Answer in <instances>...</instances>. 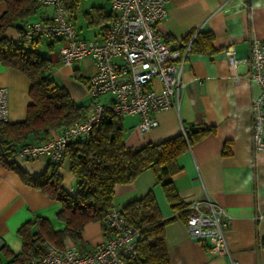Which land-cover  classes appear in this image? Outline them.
<instances>
[{
  "label": "crops",
  "instance_id": "crops-1",
  "mask_svg": "<svg viewBox=\"0 0 264 264\" xmlns=\"http://www.w3.org/2000/svg\"><path fill=\"white\" fill-rule=\"evenodd\" d=\"M97 6L110 11V0L108 6ZM166 8L167 14L157 28L167 42L182 44L187 36L194 38L198 31L210 30L214 49L187 52L180 73L178 107L156 112V126L140 133L136 128L139 115L121 116L123 140L126 145L139 146L180 134L189 125H213L214 132L192 142L177 156L176 165L180 170L172 175L173 184L183 202L209 197L224 208L229 216L225 236L232 258L239 264H264V247L257 244L264 236V150L254 151L250 137V101L259 88L247 80L249 44L254 38L264 39V0H168ZM4 9L5 3L0 1V14ZM51 12L47 7L41 8L32 21L46 20ZM85 12L86 26L93 29V38L87 39L100 38L109 22H105V28L90 24ZM73 14L75 19V11ZM4 34L14 42L18 38L13 28L6 29ZM79 35L86 38L80 32ZM50 42L48 54L53 63V79L77 104L86 106L89 77L95 71L93 59L84 57L72 65H64L57 54L59 40L43 37L40 48L46 49ZM190 42L185 43L189 48ZM228 46L233 47L239 59L233 70L224 54ZM30 85L20 71L0 63V86L8 94L7 122L25 119L31 101ZM154 85L159 88L156 79ZM111 98L105 94L101 100ZM7 162L12 166L0 163V264L7 261L9 251L21 250L17 229L24 222L42 216L50 221L53 229L64 227V222L56 217L60 202L24 181L14 168L35 177L48 167V158L38 155L24 159L12 154ZM57 172L63 188L75 194L78 179L69 170L67 158H63ZM148 191H152L162 218H171L164 227L168 264H229L227 254L211 253L205 243L189 235L185 220L171 210L151 169L142 171L131 183L115 185L113 206L120 209ZM107 234L99 222H89L81 231L80 241L67 238L65 245L90 250Z\"/></svg>",
  "mask_w": 264,
  "mask_h": 264
},
{
  "label": "trees",
  "instance_id": "trees-1",
  "mask_svg": "<svg viewBox=\"0 0 264 264\" xmlns=\"http://www.w3.org/2000/svg\"><path fill=\"white\" fill-rule=\"evenodd\" d=\"M0 1L5 3V9L0 14V63L20 71L31 83L28 92L31 101L27 105L25 119L0 122V163L12 166L7 158L16 154L19 147L43 141L49 137L50 130L79 120L85 106L77 104L67 90L53 79V63L48 54L52 42L42 50V36H33L30 41L25 38L26 24L37 18L40 7L37 0ZM78 2L63 0L64 6L73 13ZM85 17L90 24L105 28V22H110L113 14L104 6H92L85 12ZM8 28L16 31L18 38L15 42L4 34ZM212 37L210 30L198 31L194 38L187 36L181 46L184 47L190 40V51H212ZM214 129L213 125L197 123L163 141L129 146L123 140L121 117L106 113L86 137L70 140L66 145L65 158L69 161V170L78 179L79 188L75 194L63 188L57 172L58 164L49 162L48 167L35 177L15 166L24 181L60 202L61 209L56 217L64 222V227L53 229L50 221L42 216L24 222L17 229L21 250L18 253L8 250V259L2 264H27L43 252L45 243L61 249L67 238L78 242L84 225L89 222H99L102 231L107 234L109 229L105 217L114 207L115 185L131 183L146 169L153 171L171 210L185 220L187 203L178 196L172 180V175L180 170L176 158L192 142L214 132ZM225 149L223 152H228ZM120 212L125 222L139 231L136 253L123 264H168L164 227L171 218H162L152 191L128 201ZM257 244L264 247V236L258 239Z\"/></svg>",
  "mask_w": 264,
  "mask_h": 264
},
{
  "label": "built area",
  "instance_id": "built-area-1",
  "mask_svg": "<svg viewBox=\"0 0 264 264\" xmlns=\"http://www.w3.org/2000/svg\"><path fill=\"white\" fill-rule=\"evenodd\" d=\"M40 6L52 7L44 20L26 24L25 38L33 36L57 39L59 61L64 65L91 57L95 65L89 77V102L83 116L74 123L50 130L40 142L19 147L16 155L30 159L45 155L51 164H60L70 140L86 137L95 123L106 113L118 117L139 115L136 128L140 133L157 125L155 113L178 107L180 73L189 44L167 42L157 25L166 14L168 0H110L113 19L100 38L80 37L74 14L63 0H37ZM228 65L233 70L239 59L232 46L224 49ZM247 80L259 91L250 101L251 144L254 151L264 150V39L254 38L249 44ZM159 83L156 89L154 80ZM105 94L111 99L102 101ZM7 89L0 86V122L7 121ZM184 131V129L182 130ZM185 226L189 235L205 243L211 253L227 254L229 264H239L231 257L225 227L229 216L224 208L209 197L186 202ZM109 229L106 238L90 250L72 245L59 249L45 243L43 252L27 264H123L135 255L139 231L129 226L120 209L112 207L106 214Z\"/></svg>",
  "mask_w": 264,
  "mask_h": 264
},
{
  "label": "rangeland",
  "instance_id": "rangeland-1",
  "mask_svg": "<svg viewBox=\"0 0 264 264\" xmlns=\"http://www.w3.org/2000/svg\"><path fill=\"white\" fill-rule=\"evenodd\" d=\"M105 4L108 6V0H79L78 6L75 10L76 18L74 19L75 24L80 32L81 35L85 36L86 38H93V29L88 28L86 26V23L83 18V13L85 11H88L91 9L92 6H97V5H102ZM41 8H44V6H40L38 11H37V17H38V12L41 10ZM52 11V7H47ZM52 13V12H51ZM82 30V31H81ZM83 32V33H81Z\"/></svg>",
  "mask_w": 264,
  "mask_h": 264
}]
</instances>
